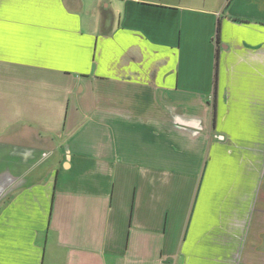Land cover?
Segmentation results:
<instances>
[{"label":"crops","instance_id":"0c3cea01","mask_svg":"<svg viewBox=\"0 0 264 264\" xmlns=\"http://www.w3.org/2000/svg\"><path fill=\"white\" fill-rule=\"evenodd\" d=\"M0 264H264V0H0Z\"/></svg>","mask_w":264,"mask_h":264},{"label":"trees","instance_id":"16d2710c","mask_svg":"<svg viewBox=\"0 0 264 264\" xmlns=\"http://www.w3.org/2000/svg\"><path fill=\"white\" fill-rule=\"evenodd\" d=\"M218 33H219V28H218V30H217V37H218Z\"/></svg>","mask_w":264,"mask_h":264},{"label":"rangeland","instance_id":"374dc122","mask_svg":"<svg viewBox=\"0 0 264 264\" xmlns=\"http://www.w3.org/2000/svg\"><path fill=\"white\" fill-rule=\"evenodd\" d=\"M255 233H257V232H255Z\"/></svg>","mask_w":264,"mask_h":264}]
</instances>
